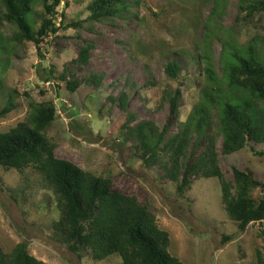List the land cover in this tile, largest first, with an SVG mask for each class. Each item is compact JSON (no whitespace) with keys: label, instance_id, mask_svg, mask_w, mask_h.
Instances as JSON below:
<instances>
[{"label":"rangeland","instance_id":"374dc122","mask_svg":"<svg viewBox=\"0 0 264 264\" xmlns=\"http://www.w3.org/2000/svg\"><path fill=\"white\" fill-rule=\"evenodd\" d=\"M91 1L63 0L55 18L60 29L43 40L39 51L25 43L9 53L3 45L0 109L8 99L14 108L0 120V131L22 121L30 102H53L56 117L46 134L55 143L56 157L108 177L115 190L134 195L169 232V251L183 264H257L256 250L264 252L259 224L238 230L223 209L220 180L197 176L184 195H178L176 183L162 169L163 158L155 165L143 163L136 155V140L121 127L127 120L131 126L150 120L159 130L167 125V138L175 134L200 101L209 72L225 82L222 58L243 52L254 39L264 57V12L249 14L247 7L254 0H221L219 15H213V0H134L122 17L90 23ZM61 22H81L82 27L66 28ZM1 30L12 33L5 24ZM83 40L93 44L89 62L71 65ZM172 60L181 68L176 79L165 72ZM68 65L78 79L94 73L103 74V80L98 86L83 83L71 93L58 79ZM177 89L174 113L169 98ZM122 91L129 95L126 113L110 99ZM193 145L196 154L204 149L203 139ZM216 149L226 180H233L237 168L252 172L264 188V144L249 143L224 154L219 137ZM258 195L259 188L254 192ZM58 218L55 195L40 174L32 168L18 172L0 167V246L6 252L24 242L45 264H122L118 255L97 262L89 253L80 257L69 251L54 236L52 224Z\"/></svg>","mask_w":264,"mask_h":264},{"label":"trees","instance_id":"16d2710c","mask_svg":"<svg viewBox=\"0 0 264 264\" xmlns=\"http://www.w3.org/2000/svg\"><path fill=\"white\" fill-rule=\"evenodd\" d=\"M62 1L0 0V64L5 51L3 45L9 53L15 45L25 43H32L39 51L47 36L56 35L60 28L56 26L55 18ZM133 1L92 0L87 5L88 21L103 22L122 17ZM213 2V15H219L221 0ZM37 6H41V10L38 11ZM247 9L249 14L264 12V0H254ZM4 24L12 27L11 34L2 32ZM205 24L209 26L208 22ZM59 25L82 27L81 22H61ZM258 42L254 39L243 52L232 51L222 58L225 82L209 72L200 101L175 134L167 138V125L159 130L150 120H141L134 126L127 120L121 130L136 140L139 149L136 155L143 163L155 165L163 158L162 169L166 177L176 183L178 195H184L197 176L219 179L221 202L227 217L236 223L240 232L249 224L258 223L259 235L264 241L262 182L252 172L237 168L233 169V180H226L218 164L216 149L219 137L224 154L241 151L249 143L264 144V57L257 51ZM83 43L71 65L88 64L93 44L88 40ZM261 44L264 45V41ZM204 53L208 58V52ZM180 69L175 60L165 66L166 74L174 79ZM58 79L73 93L83 83L100 85L103 74L90 73L78 79L68 65ZM179 97L177 89L169 98L174 113L178 111ZM128 98L123 91L117 97H110L123 113L128 109ZM13 108V100L8 99L0 109V120ZM55 117L53 102H30L29 113L22 121L7 131H0V167L18 172L32 168L53 191L59 211V218L52 224L55 238L69 251L80 257L89 253L97 262L118 255L122 264H183L169 251V232L158 225L155 214L141 205L134 195L115 190L108 177L95 175L69 160L56 157L55 143L46 134ZM200 139L204 141V149L196 154L190 147L191 144L196 146ZM258 188L260 195L256 197L254 192ZM230 238L226 236L225 240ZM256 257L257 264H264L263 251L256 250ZM0 264L45 263L31 255L27 244L21 242L10 252L0 246Z\"/></svg>","mask_w":264,"mask_h":264}]
</instances>
